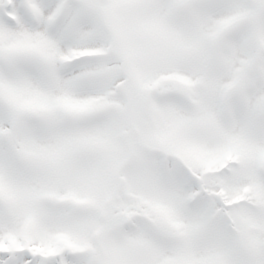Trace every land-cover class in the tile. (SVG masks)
I'll list each match as a JSON object with an SVG mask.
<instances>
[{
	"label": "snow or ice",
	"instance_id": "6c2138e0",
	"mask_svg": "<svg viewBox=\"0 0 264 264\" xmlns=\"http://www.w3.org/2000/svg\"><path fill=\"white\" fill-rule=\"evenodd\" d=\"M143 54L141 89L165 82L186 101L180 123L203 130L138 196L146 264H264V0H0V97L18 99L0 107V190L23 202L0 203V264H99L58 240L74 223L33 202L79 195L86 106L135 78Z\"/></svg>",
	"mask_w": 264,
	"mask_h": 264
},
{
	"label": "rangeland",
	"instance_id": "374dc122",
	"mask_svg": "<svg viewBox=\"0 0 264 264\" xmlns=\"http://www.w3.org/2000/svg\"><path fill=\"white\" fill-rule=\"evenodd\" d=\"M121 16L131 19L127 10ZM137 47H146L145 42L137 41ZM102 56L117 75H123L118 52L102 51ZM151 63L149 54L134 56L131 70L136 77L125 76L106 102L86 106L94 108L97 123L87 132L73 160L85 178L79 195L48 194L33 202L50 220L74 223L77 237L60 235L58 240L99 264H146L152 242L140 232L141 224L148 220L136 210L138 196L146 189L157 161L173 159L174 151L203 133L198 126L180 123L188 113L183 106L186 101L165 90V82L141 89L139 76ZM17 103L15 96L0 97V107L14 108ZM5 201L23 205L16 193L0 190V203Z\"/></svg>",
	"mask_w": 264,
	"mask_h": 264
}]
</instances>
